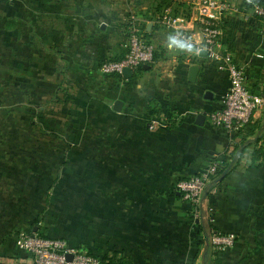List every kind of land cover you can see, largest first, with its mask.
Returning a JSON list of instances; mask_svg holds the SVG:
<instances>
[{
	"label": "crops",
	"instance_id": "0c3cea01",
	"mask_svg": "<svg viewBox=\"0 0 264 264\" xmlns=\"http://www.w3.org/2000/svg\"><path fill=\"white\" fill-rule=\"evenodd\" d=\"M226 1L221 47L264 93V18L255 12L264 0ZM171 5L201 40L197 0ZM161 11L141 0H0V264L28 259L17 245L24 232L132 264H214L213 231L236 237L221 264H264V156L244 165L264 145V106L252 118L259 142L220 169L195 216L178 180L243 149L242 135L210 120L228 71L200 52L169 51ZM131 22L154 43V61L130 77L104 74L102 60L123 54Z\"/></svg>",
	"mask_w": 264,
	"mask_h": 264
},
{
	"label": "built area",
	"instance_id": "2783aa9c",
	"mask_svg": "<svg viewBox=\"0 0 264 264\" xmlns=\"http://www.w3.org/2000/svg\"><path fill=\"white\" fill-rule=\"evenodd\" d=\"M232 7L233 5L226 0H197L201 40H197L192 31L180 25L184 19L174 13L172 5L164 7L160 19L171 33L176 30L183 33H174L178 39L191 37L201 50L207 51V55L216 61L220 69L228 71L230 86L222 96L221 105L210 112V120L214 126L221 127L234 139L237 132L253 118L255 112L264 106V93L254 92L247 86L244 68L221 47L222 14ZM255 12L264 18V4H255ZM126 29L124 52L119 58L108 57L102 61L100 69L104 74H123L125 67L135 72L143 64L154 61V43L145 37L134 22ZM123 31L125 33V29ZM222 162L221 158L212 160L197 173L178 180L177 188L186 200L192 202L195 216H200V213L207 209V187L220 172ZM235 240L233 233L221 231H213L210 236L212 246L219 251L233 245ZM17 245L27 254L28 259H19L16 264H104L100 256L69 243L63 237L24 232L18 237ZM68 254H72L71 259L68 258Z\"/></svg>",
	"mask_w": 264,
	"mask_h": 264
},
{
	"label": "trees",
	"instance_id": "16d2710c",
	"mask_svg": "<svg viewBox=\"0 0 264 264\" xmlns=\"http://www.w3.org/2000/svg\"><path fill=\"white\" fill-rule=\"evenodd\" d=\"M136 1H140V0H136ZM167 5H171V3H166L164 5L162 4H157L156 7H155V11H161L163 10V8ZM126 26L122 28V30L125 29V34H126V28L127 24H125ZM143 29H145V26H143ZM144 32L146 34H148V32L146 30H144ZM108 58V57H107ZM112 58H119V57H112ZM105 59V58H104ZM103 59V60H104ZM102 60V61H103ZM102 63V62H101ZM142 67V66H141ZM140 67V68H141ZM107 75H112V76H121L122 74H119V73H115V74H107ZM258 124L257 122H255L253 119L250 120L249 122H247L243 128H241L237 134H241L242 137H241V144L243 145V149L239 150V146L238 145H233L230 149V155L228 156V158H225L222 156V165H221V169L223 168H227L230 166L231 167H235L236 165L240 164V157H242L241 155L244 153V150L247 146H249L250 144H257L260 140V138L262 137V134L261 133H258L257 130H258ZM257 127V128H256ZM236 134V135H237ZM253 135V134H257V138H253V139H248L249 138V135ZM264 156V145H263V142L261 144L258 145V147H256L252 153H251V157H250V160H248L247 162L244 163L245 167H248V166H251V165H254V164H258V160ZM49 236V235H48ZM89 253L91 254H95V253H92L90 251H88ZM219 250H215L213 251L212 253L215 254V258H213V261H214V264H221V259L217 256L219 254ZM95 255H98V254H95ZM102 258V262L104 264H132V261L127 259V258H124L122 256H119L118 253L114 252V253H111V254H104L103 256L101 255H98Z\"/></svg>",
	"mask_w": 264,
	"mask_h": 264
},
{
	"label": "clouds",
	"instance_id": "9594fccd",
	"mask_svg": "<svg viewBox=\"0 0 264 264\" xmlns=\"http://www.w3.org/2000/svg\"><path fill=\"white\" fill-rule=\"evenodd\" d=\"M249 4L254 3V0H247ZM176 34H183L181 31L176 30L172 33H169L166 37V47L169 51H178L180 53L187 54H199L201 48L198 47L192 40L191 37L186 39H178Z\"/></svg>",
	"mask_w": 264,
	"mask_h": 264
},
{
	"label": "water",
	"instance_id": "95a60500",
	"mask_svg": "<svg viewBox=\"0 0 264 264\" xmlns=\"http://www.w3.org/2000/svg\"><path fill=\"white\" fill-rule=\"evenodd\" d=\"M151 23H152V22H149V25H151ZM200 54H205V55H207V51H206V50H201V51H200ZM143 66L147 68V67H149V64H148V63H145V64H143ZM198 70H199V66H198L197 64H192V66L190 67V76H189V79H190V80H192V81L196 80V78H197V74H198ZM123 74H124L125 76H127V77H130V76L133 75V72H132V70H131L129 67H125V68L123 69ZM210 93H211L210 91H207V92H206V97H208ZM121 105H122V100L117 99V100L115 101V105H114V107H115V108H119ZM202 118H204V114L199 113V114H198V121H201ZM228 171H229V167H227V168L224 170L223 175H225ZM68 258L71 259V258H72V254H68Z\"/></svg>",
	"mask_w": 264,
	"mask_h": 264
},
{
	"label": "rangeland",
	"instance_id": "374dc122",
	"mask_svg": "<svg viewBox=\"0 0 264 264\" xmlns=\"http://www.w3.org/2000/svg\"><path fill=\"white\" fill-rule=\"evenodd\" d=\"M143 5H146L147 8H155L156 5L158 4H166V3H172V0H141Z\"/></svg>",
	"mask_w": 264,
	"mask_h": 264
}]
</instances>
